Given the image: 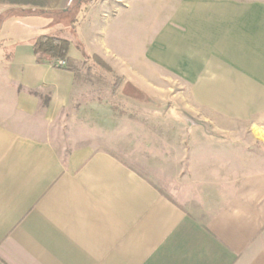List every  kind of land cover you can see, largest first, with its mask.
Returning a JSON list of instances; mask_svg holds the SVG:
<instances>
[{
  "label": "crops",
  "instance_id": "0c3cea01",
  "mask_svg": "<svg viewBox=\"0 0 264 264\" xmlns=\"http://www.w3.org/2000/svg\"><path fill=\"white\" fill-rule=\"evenodd\" d=\"M15 7L0 5V264H264V0L78 10L69 55L143 91L129 108L37 64L40 24H58ZM169 75L179 96L152 105Z\"/></svg>",
  "mask_w": 264,
  "mask_h": 264
},
{
  "label": "rangeland",
  "instance_id": "374dc122",
  "mask_svg": "<svg viewBox=\"0 0 264 264\" xmlns=\"http://www.w3.org/2000/svg\"><path fill=\"white\" fill-rule=\"evenodd\" d=\"M18 2L24 3L27 0H17ZM31 1L30 6H41L43 8L48 7H54L57 6L59 3L57 0H28ZM97 0H83L81 5L78 7L77 10H75L74 6V0H71L68 4H59L62 7L70 8L71 10L67 12L66 15H70L72 18H58V22H56V26H44L40 24V30L41 32L50 33L52 35H57L64 37L68 39L74 49L79 52H82L83 50V43L80 41L79 36L77 33V26H80L82 23L86 22V18H76V14L78 10L85 8L90 3L95 2ZM108 1H117V0H108ZM121 2V0H119ZM15 2V1H14ZM13 3V0H0L1 6L11 5ZM50 19V18H49ZM63 21V22H62ZM59 23H62L59 25ZM86 50H91L92 48H96L98 46H101L100 38L97 37H86V40H84ZM85 59V56L83 55L82 59L80 61H83ZM77 60V59H76ZM85 67L91 66L92 71L88 72L86 68H81V83L75 82L77 85L81 86V88H87V91L89 92V97L91 98H98V99H108L110 102L111 100L114 103H118V105L122 108H129L130 106H134V103L129 101L127 98V95H134L137 99H144L146 96L143 91H139L138 89H135L131 87L128 83H123L120 77L119 81L115 84V76L113 73L99 67L98 65H95V63L89 59L85 64ZM115 73V72H114ZM167 73V72H165ZM116 74V73H115ZM172 75V74H170ZM167 76V79L169 80L166 83H160V84H154L151 85V93L153 97H150L147 99V101H150L152 105H160L157 103L155 97L162 101L163 104L166 103V99L169 100L175 98V96H179L181 88L183 87V84L172 82V76ZM119 93V101L116 102L115 99L117 97V94ZM112 103V102H111ZM168 105H171V102L167 103ZM115 107H117L115 105Z\"/></svg>",
  "mask_w": 264,
  "mask_h": 264
},
{
  "label": "trees",
  "instance_id": "16d2710c",
  "mask_svg": "<svg viewBox=\"0 0 264 264\" xmlns=\"http://www.w3.org/2000/svg\"><path fill=\"white\" fill-rule=\"evenodd\" d=\"M15 1V2H14ZM83 0H74V6L75 10L78 9V7L81 5ZM31 1H26L24 3L18 2L17 0H13L12 5H15V8H18L22 10L23 15H37V16H44V17H50L51 24H56L58 22V18H62L67 12H69L70 8L63 9H45L41 6H34L33 8H21L22 6H28L30 5ZM13 10V8H10ZM11 10H9L10 12ZM6 16V12L4 15L0 16V25L1 23L6 19L4 18ZM69 47L70 42L68 39L52 35L49 33H42L38 35L33 42V53L35 55V62L37 64H44L49 63L55 68L58 69H64L68 70L73 73L75 82L81 83V68L85 67L84 64L91 59L95 65H98L99 67L111 72L115 76V84L119 81L120 77L114 73L113 69L98 55L91 54V55H84L85 59L83 61L76 60L73 57L69 55ZM55 61H62L64 63L63 66H57L54 62ZM82 68V69H83ZM88 72L92 71L91 66L85 67Z\"/></svg>",
  "mask_w": 264,
  "mask_h": 264
},
{
  "label": "built area",
  "instance_id": "2783aa9c",
  "mask_svg": "<svg viewBox=\"0 0 264 264\" xmlns=\"http://www.w3.org/2000/svg\"><path fill=\"white\" fill-rule=\"evenodd\" d=\"M57 66H63L64 63L62 61H55L54 62Z\"/></svg>",
  "mask_w": 264,
  "mask_h": 264
}]
</instances>
